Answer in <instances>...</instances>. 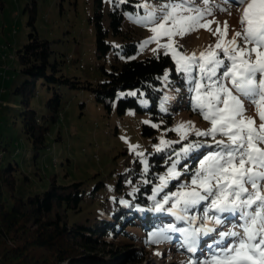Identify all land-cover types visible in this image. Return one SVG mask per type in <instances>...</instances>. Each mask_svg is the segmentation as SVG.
I'll use <instances>...</instances> for the list:
<instances>
[{
	"label": "trees",
	"instance_id": "16d2710c",
	"mask_svg": "<svg viewBox=\"0 0 264 264\" xmlns=\"http://www.w3.org/2000/svg\"><path fill=\"white\" fill-rule=\"evenodd\" d=\"M144 1L125 0L123 10L114 3L106 14V0H93V16L90 21L94 24L95 54L103 77L95 84L91 81L85 83L77 76L62 71L65 58H61V53L55 48L56 39L41 36L35 26L37 0L27 4L26 10L30 11L28 23L32 25V30L28 33L27 41L17 49L23 81L15 87L14 93L20 96V119L23 131L32 145L36 168L40 169L41 157L50 146L48 135L51 125L61 117L64 86L90 88L97 101L102 102L110 111L115 105L119 114H124L129 108L149 113L158 127L144 122L142 133L156 143L160 127L165 128L167 136L173 137L167 141L179 140L180 136L170 126L180 111L199 113L193 109L191 98L195 93L189 92L191 84L186 74L178 70L176 60L169 52L166 55V50L159 47L158 53L137 56L141 40L130 24L133 16L143 11ZM5 4L6 0H0V13ZM125 11L129 13L126 16ZM69 58L71 56L66 59L71 60L73 56ZM192 74L198 76V70L194 69ZM174 90L181 91V96L173 105L174 110L162 111L164 97ZM43 95L48 97L42 103ZM2 139L0 133V142ZM190 140L210 142L211 137L189 134L188 140L173 144L171 148L164 147L161 151L151 148L147 155L138 156L124 171L115 173L116 176L113 173L112 176L118 178L114 188L117 193L112 200L107 196L109 203L102 200L103 209L98 213H83V210L88 194L92 200L97 196L100 183L89 191L82 180L61 182L52 174L46 189L23 196L16 193L20 178L13 170H18V161L2 165L0 264H108L104 256L97 253L100 246L125 244L134 241L132 239L151 237L161 229L165 230V234L181 239L182 233L169 230L168 225L182 228L191 223L195 214L202 217L203 203L186 213L190 218L188 220H178L167 211L154 212L150 209L156 201L162 200L164 192L175 191L178 184L189 181L190 176L185 174L179 181L171 180L164 192L156 196V200L150 197L160 183L158 177L165 175L170 167L169 157L176 159L173 149L179 151ZM3 149L0 163L10 152L7 144L0 143V150ZM207 150L201 148L189 158L181 159L177 170H182L185 164L190 170L194 169ZM145 158L146 164L142 162ZM21 180L24 182L31 179L25 175ZM170 206L171 203L164 205L165 209ZM227 220H232L235 225L240 223L238 218L228 217ZM202 234L199 233L198 239ZM216 237L218 234L212 239ZM214 240L209 242V239H202L198 241V247L209 251ZM133 247H126L125 250ZM126 256L132 261L138 258L137 254L131 252Z\"/></svg>",
	"mask_w": 264,
	"mask_h": 264
},
{
	"label": "rangeland",
	"instance_id": "374dc122",
	"mask_svg": "<svg viewBox=\"0 0 264 264\" xmlns=\"http://www.w3.org/2000/svg\"><path fill=\"white\" fill-rule=\"evenodd\" d=\"M124 1L106 0V14L114 3L123 10ZM29 2L31 3L32 0H6L5 7L0 13V133L3 137L0 143L7 144L10 151L0 163V167L9 161L14 164L18 161V170H13L20 178L16 193L23 196L46 189L52 174L61 182L82 180L89 191L100 183L97 196L92 200L88 194L83 210V213L91 211L98 213L103 209L102 200L109 203V199L112 200L117 193L114 188L118 178L113 176L124 171L134 162L138 158L137 152L147 155L151 148L160 145L161 139L167 140L173 137L167 136L165 128L160 127L156 143L150 136L142 133L145 121L155 124L149 113L129 108L124 114H119L115 105L110 111L102 102L97 101L90 88L64 86L61 117L57 123L51 125L48 135L50 146L41 157L40 169L36 168L32 158L31 142L22 128L20 96L14 93L15 87L23 81L17 49L27 41L28 33L32 30V25L28 23L30 11L26 10ZM168 2L169 0H145L142 3L143 11L133 16L130 26L141 40L138 57L160 51L157 40L145 43L154 35L151 31L154 24L142 22L141 18L146 17L151 9H159ZM37 3L35 26L41 36L56 39L55 48L61 53L60 57L65 58L62 71L67 75L77 76L85 83L91 81L95 84L101 81L103 77L95 54L94 24L90 21L93 16V0H37ZM188 6L201 10L210 9V14L203 17L202 23L213 21L208 25L213 31L217 27L223 31L226 21L227 38L240 30V16L244 6L237 0H209L207 5L203 0H193ZM124 14L126 16L129 13L125 11ZM159 14L157 11V15ZM208 27L197 28L183 36L173 35L171 37L173 48L178 53L190 54L193 51L199 53L207 46L215 45L218 36H214ZM163 31L164 29H159L155 34L161 45L169 42L168 36L160 35ZM153 49L156 51L153 52ZM166 51L173 56L172 49ZM67 56L73 58L67 60ZM257 76L259 78V73ZM180 96L179 90L167 94L163 100L164 109L168 112L173 111V105ZM47 97L43 95L42 103ZM244 103L246 115L252 116L256 124H259L256 107L247 100ZM187 121H191L201 130L210 127L209 122L204 120L200 113H192L190 110L176 114L170 127L174 129L178 124ZM177 136H180V133L177 132ZM129 145H138V147L132 151ZM2 151L4 149L0 150V155ZM146 160L147 158L142 161ZM25 175L30 176L31 180L23 182L21 178L23 179ZM6 192L10 195L9 191ZM194 217L191 223L183 225L182 228L188 229L189 232L200 229V232H203L198 239L200 242L202 239H209V242H212L214 240L212 237L218 233L217 231L205 235V224L219 231H227L235 225L232 220L226 219L223 226L217 227L203 216L195 214ZM165 235L169 238L161 237L158 242H152L150 237H143L132 239L134 241L125 244L100 246L97 253L104 256L108 264H196L197 261L207 260L211 254L204 248L200 249L198 243L197 251L189 252L183 234L180 235L181 239L167 233ZM217 239L218 237L214 242ZM126 247L133 248L125 250ZM129 251L137 254L136 261L128 259L126 255L130 253Z\"/></svg>",
	"mask_w": 264,
	"mask_h": 264
},
{
	"label": "snow or ice",
	"instance_id": "6c2138e0",
	"mask_svg": "<svg viewBox=\"0 0 264 264\" xmlns=\"http://www.w3.org/2000/svg\"><path fill=\"white\" fill-rule=\"evenodd\" d=\"M203 2L207 5L209 0ZM237 2L244 6L241 27L230 38H227L226 21L223 31L220 27L215 31L208 27L213 21L202 23L210 9L188 6L193 0H169L141 18L142 22L154 24L151 29L154 35L145 43L157 40L158 48L172 49L178 70L186 74L191 84L189 92L195 93L191 98L193 109L210 124L204 130L196 128L191 121L178 124L172 131L180 133L179 140L161 139L160 145L155 146L157 151L188 140L189 134L211 137L210 142L190 140L179 151L173 149L176 159L169 157L170 167L165 175L158 177L160 183L153 189L150 199L156 200L171 180L179 181L185 174L190 180L179 183L175 191L164 192L162 200L156 201L150 210L167 211L178 220H188L186 213L203 203V218L216 226H223L228 217L240 221L227 231H218V239L209 246V258L196 264H264V0ZM204 27L218 36L215 45H209L199 53L175 51L171 41L173 35L183 36ZM159 29H164L160 35L168 36V43L159 44L155 35ZM194 69L198 70V76L192 74ZM245 100L256 107L259 124L252 116L246 115ZM161 110L166 111L163 105ZM122 139L126 140L125 137ZM129 147L135 151L138 145ZM201 148L208 150L194 169L190 170L185 164L182 170H177L181 159L189 158ZM136 155L144 154L137 152ZM169 203L171 206L165 209L164 205ZM168 229L183 234L189 252L197 251L200 229L189 232L172 224ZM213 232H217V228L204 225L205 235ZM161 237L169 238L164 229L154 233L150 240L158 242Z\"/></svg>",
	"mask_w": 264,
	"mask_h": 264
},
{
	"label": "bare ground",
	"instance_id": "6f19581e",
	"mask_svg": "<svg viewBox=\"0 0 264 264\" xmlns=\"http://www.w3.org/2000/svg\"><path fill=\"white\" fill-rule=\"evenodd\" d=\"M114 175V174H113Z\"/></svg>",
	"mask_w": 264,
	"mask_h": 264
},
{
	"label": "built area",
	"instance_id": "2783aa9c",
	"mask_svg": "<svg viewBox=\"0 0 264 264\" xmlns=\"http://www.w3.org/2000/svg\"><path fill=\"white\" fill-rule=\"evenodd\" d=\"M163 48V47H162Z\"/></svg>",
	"mask_w": 264,
	"mask_h": 264
}]
</instances>
